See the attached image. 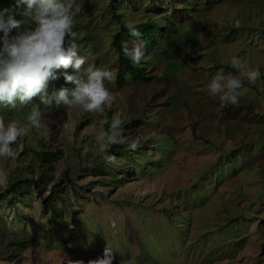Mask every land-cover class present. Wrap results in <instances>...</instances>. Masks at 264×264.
<instances>
[{
    "label": "rangeland",
    "instance_id": "374dc122",
    "mask_svg": "<svg viewBox=\"0 0 264 264\" xmlns=\"http://www.w3.org/2000/svg\"><path fill=\"white\" fill-rule=\"evenodd\" d=\"M109 1L79 0L73 30L83 67L95 63L114 72L119 64L109 47L115 28ZM163 2L132 0L123 9L126 25L162 19L142 60L153 79L106 86L126 140L145 142L146 158L164 164L155 170L142 161L127 167L129 176L115 172L118 185L101 186L115 176H98L89 163L110 109L84 114L41 106L42 132L32 130L14 145L23 146L16 160L0 158V170L10 173L0 197L17 196L18 181L27 194L25 203L0 202V264H87L102 257L107 244L113 264H264V0ZM14 6L15 0H0V10ZM233 56L260 72L254 84L245 83L237 105L203 90L220 69L236 74ZM60 79L74 87L63 73ZM30 108L0 106V116L23 123ZM132 118L148 123L133 130ZM83 143L92 149L84 156L76 146ZM47 147L62 156L49 174L37 176L34 153ZM118 161L130 163L122 156ZM118 161L110 167L119 169ZM53 192L62 198L58 225L42 211L41 200Z\"/></svg>",
    "mask_w": 264,
    "mask_h": 264
},
{
    "label": "clouds",
    "instance_id": "9594fccd",
    "mask_svg": "<svg viewBox=\"0 0 264 264\" xmlns=\"http://www.w3.org/2000/svg\"><path fill=\"white\" fill-rule=\"evenodd\" d=\"M82 12L79 0H15V6L0 10V106L16 109L31 105L24 122L5 121L0 116V158L16 160L23 146L18 144L32 130L41 133L45 128L44 109H60L62 106L75 109L84 114H103L114 103L112 92L106 82L116 79L108 67H98L86 63L79 54L78 33L74 31L76 17ZM19 16L20 19L16 17ZM134 36L141 35L137 26L126 25ZM15 30V34H12ZM124 55L134 66L139 65L146 54L144 42L133 43L129 48L123 46ZM230 65L236 74L217 71L203 89L210 96L219 98L221 103H239L241 89L245 83L254 84L260 76L258 69H250L247 62L233 56ZM63 68L65 84L49 92L51 81L59 79L57 71ZM71 69L70 74L67 70ZM38 100V102H36ZM106 130L95 135L97 155L105 163L114 164L116 157L109 154V146L127 143L124 136V121L114 114ZM67 127V125H65ZM82 148L81 155L90 152L87 143L77 144ZM135 151L139 140L128 145ZM90 162L89 167H94ZM8 171L0 170V187H7ZM113 248L107 244L102 257L90 259L87 264H113ZM68 264H84L83 261H69ZM121 264H130L122 260Z\"/></svg>",
    "mask_w": 264,
    "mask_h": 264
},
{
    "label": "trees",
    "instance_id": "16d2710c",
    "mask_svg": "<svg viewBox=\"0 0 264 264\" xmlns=\"http://www.w3.org/2000/svg\"><path fill=\"white\" fill-rule=\"evenodd\" d=\"M163 1L165 0H145L146 4L151 3L152 5H155V6H157L158 4H163L164 3ZM108 4L109 5H108L107 10L109 11L112 17L111 19L113 20L115 24L113 35L110 38L109 47L116 54L117 61L119 64L114 69V72L116 73L115 82L117 80L124 81L125 79H130L132 81L142 82V83L149 82L150 80L153 79V75H150L149 72L146 70L147 67L143 65L144 62L141 61L139 65L134 66L132 62L124 55L123 46L124 44H127L128 46V43L131 45L133 44V42L135 43L144 42L146 48H148L147 44L154 43L155 33L157 34L159 30L161 29L158 25L160 24V21L162 19L153 18L151 21L146 20L142 22L141 24L134 25L138 27V30L141 33L139 37H134L128 32V28L126 27V24H124L123 22L124 20L123 19V16H124L123 9L125 8V6L132 7L133 6L132 0H110ZM163 20H167V18H163ZM226 69L229 70V68H226ZM64 71L65 70L57 71V75L59 76V79L50 82L53 88L58 89L61 86H66V85H63V81L60 79L61 73H63ZM69 88L71 87L69 86ZM3 108L5 109L6 107H3ZM114 111H115L114 109H110V111H108L107 120L111 119V117L114 114ZM140 114H143V113H140ZM147 121H150V120H147ZM147 123L148 122L146 121L138 122L135 118H132L130 125L134 126L132 128L133 130L134 129L138 130L140 129V127H142L144 124H147ZM104 126H105L104 130H106L108 128V124L105 123ZM130 139L126 140L127 143L125 144L111 145L109 146V149H108L109 154L114 155L117 161H118V158L122 156L125 158V161H128L130 163L124 164L118 161L117 162L118 166H116V168H119V169L114 170L110 167L111 165L105 163L104 160L100 156H98L97 154H94V155H91V159H92L91 162L94 163L95 165L94 167H92L94 170V173L97 174L98 176L100 175L107 176L111 174L115 176L114 174L115 172L122 171L124 175L129 176L131 173L127 170V167L132 168V169L134 167L136 169V166L141 165L142 161L149 162L150 163L149 165L155 164V167L153 168L155 170H157L156 167L162 166L164 164V162L158 163L157 160L153 161V159L149 160L148 159L149 157L146 158V153L143 152V148L145 147V145L143 146V144H145V142H143L142 146H138V148L135 151L131 150L128 146L129 143L131 142ZM132 139L136 140L138 138L134 137ZM34 155L36 157V160L38 161L37 176L39 175L43 176V175L49 174L52 171L53 169L52 165L53 163L57 162L61 158L62 151L56 147L53 150H51L50 147H47L43 150H39L35 152ZM39 181L41 180L39 179ZM121 181L122 180L120 179H116V176H115V179L113 180L102 181V182L99 181L98 183H100L99 185L101 186H108V185L113 186V185H118L119 183H121ZM25 188H26V185L24 183L19 182V181L16 182L17 196L9 195L6 197L4 195H1L0 202L9 203L11 202L13 198H16L19 203H25L24 200L27 195V194H24ZM58 200L61 201L62 198H60V196L55 195L54 192L52 193L51 196H48L45 199L41 200V204L44 209L42 211H48L46 213H48L49 219L52 220L53 223H55V225L62 223V221H58V216L61 213L60 209L62 208V206H60L59 210L56 209V202H58Z\"/></svg>",
    "mask_w": 264,
    "mask_h": 264
}]
</instances>
